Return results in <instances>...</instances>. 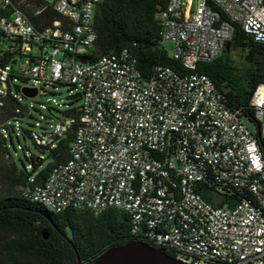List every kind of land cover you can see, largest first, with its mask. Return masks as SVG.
Masks as SVG:
<instances>
[{
	"label": "built area",
	"instance_id": "obj_1",
	"mask_svg": "<svg viewBox=\"0 0 264 264\" xmlns=\"http://www.w3.org/2000/svg\"><path fill=\"white\" fill-rule=\"evenodd\" d=\"M103 1L0 0V158L16 165L13 134L49 158L73 130L69 159L43 183L32 173L25 196L55 210L128 212L134 233L191 264H264V82L250 99L252 131L195 71L237 27L264 42V0H165L163 43L191 71L157 65L149 78L128 49L98 52ZM61 86L66 100L53 96ZM30 156L25 169L40 170L47 157ZM229 187L244 195L232 206L220 204Z\"/></svg>",
	"mask_w": 264,
	"mask_h": 264
},
{
	"label": "trees",
	"instance_id": "obj_2",
	"mask_svg": "<svg viewBox=\"0 0 264 264\" xmlns=\"http://www.w3.org/2000/svg\"><path fill=\"white\" fill-rule=\"evenodd\" d=\"M165 0H104L97 7L95 26L98 52H119L128 49L144 78L155 66L167 65L181 74L187 69L173 58L163 43L156 14ZM239 50V58L233 51ZM195 71L209 75L226 104L240 110L241 116L260 125L250 99L258 84L264 82V42L237 27L229 46L214 61L198 63ZM74 132L69 130L49 162L33 172L7 164L0 158V232L11 235L10 242L0 247V264H93L111 247L129 240H144L142 230L134 233L131 214L109 208L95 215L84 207L50 210L21 190L28 177L36 174L43 183L52 168L70 157ZM4 191V193H2ZM220 204L232 206L244 197L236 189L224 190ZM9 194V195H7ZM146 242V241H145ZM173 255L170 250L167 251Z\"/></svg>",
	"mask_w": 264,
	"mask_h": 264
},
{
	"label": "water",
	"instance_id": "obj_3",
	"mask_svg": "<svg viewBox=\"0 0 264 264\" xmlns=\"http://www.w3.org/2000/svg\"><path fill=\"white\" fill-rule=\"evenodd\" d=\"M229 43L226 44L227 48ZM82 62L87 57H81ZM26 95H35L36 89L24 88ZM259 134V133H258ZM78 264H82L78 256ZM93 264H191L179 260L169 254L163 247H155L143 240H129L128 242L111 247L101 254Z\"/></svg>",
	"mask_w": 264,
	"mask_h": 264
},
{
	"label": "rangeland",
	"instance_id": "obj_4",
	"mask_svg": "<svg viewBox=\"0 0 264 264\" xmlns=\"http://www.w3.org/2000/svg\"><path fill=\"white\" fill-rule=\"evenodd\" d=\"M167 46V48L170 50L171 53V48H170V44L166 43L165 44ZM239 50H235L233 51L234 54V58H239ZM68 90L69 87L68 86H61L58 90V92L56 94H54L53 96L60 99H65L68 95ZM45 97H39V99L44 100ZM38 115V114H37ZM263 124H264V113H263ZM28 122H31L33 120L28 119ZM244 122L247 124V126L252 130V131H257V124L255 122L250 121L248 118L244 117ZM22 126L28 127V124L25 123V121L22 122ZM7 143L9 146V151L10 153L13 155L14 157V161L17 165L18 168L20 169H24L26 166H28L31 163V159H30V155L31 153L36 154L37 156L44 154L46 157L48 156V151L46 150L45 152L43 150H41L40 148H38L33 141L26 137L24 138L23 135L19 136V139L13 134V138L12 140L10 138L7 139ZM23 146V148H22ZM49 162V158L47 157L44 161V165H46ZM2 193H4V191H2ZM9 195V194H7ZM48 209L50 210H55L56 208H54L53 206H49ZM11 235L9 233L6 232H0V247L3 244H6L8 242H10L11 240Z\"/></svg>",
	"mask_w": 264,
	"mask_h": 264
}]
</instances>
